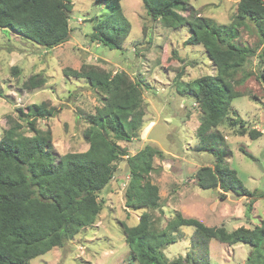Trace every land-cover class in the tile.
I'll use <instances>...</instances> for the list:
<instances>
[{"label":"trees","instance_id":"trees-1","mask_svg":"<svg viewBox=\"0 0 264 264\" xmlns=\"http://www.w3.org/2000/svg\"><path fill=\"white\" fill-rule=\"evenodd\" d=\"M102 3L108 15L97 18L89 39L110 49L121 47L130 23L123 15L120 0H94ZM151 20L163 26H185L186 44H200L215 67V73L194 79L174 77L176 91L189 94L198 104L201 115L196 128L197 150L212 154L211 165H201L193 172L198 187L219 188L224 195H252L228 163L231 150L216 129L226 117L234 98L241 96L234 84L250 73L243 65L254 50L236 43L244 20H264V0H239L229 23L220 24L209 17L195 14L189 0H141ZM71 0H0V28H8L45 48L59 45L69 38L68 13ZM188 10L185 16L180 11ZM14 72L18 69L11 67ZM65 74L85 79L101 92L102 104L85 113L87 126L82 135L88 144L84 151L58 155L53 150L51 130L37 126V118L51 117L57 111L49 101L30 103L16 108L17 118L6 115L8 127L0 137V264H28L32 258L52 247L62 246L80 229L92 225L101 210L97 193L110 181L120 156L128 154L117 141H130L142 123V87L123 71L112 73L98 65L82 64L67 69ZM258 76L264 82V65ZM238 72L245 75L236 80ZM242 79V80H241ZM44 80L37 75L23 81V87L34 89ZM25 121L32 135H18ZM242 133V132H241ZM254 139L262 135L248 129ZM162 151L146 144L127 156L128 181L124 191L125 205L143 209L133 225L121 223L125 243L138 264H209L207 243L214 239L232 245L247 243L250 250L246 264H264V225L252 228L205 225L193 217L176 212L165 225L146 209L160 206L158 186L149 179L153 157ZM252 157V155L248 154ZM250 203L246 207L249 211ZM182 226L194 228L191 249L185 255L169 259L165 246L176 241Z\"/></svg>","mask_w":264,"mask_h":264},{"label":"rangeland","instance_id":"rangeland-1","mask_svg":"<svg viewBox=\"0 0 264 264\" xmlns=\"http://www.w3.org/2000/svg\"><path fill=\"white\" fill-rule=\"evenodd\" d=\"M238 1L189 0V4L195 14L226 24L232 20ZM71 2L69 38L54 47L45 48L11 29L0 28V137L8 127L6 115L17 118V107L24 109L30 103L47 100L57 111L54 116L37 118L36 124L41 129L50 128L55 153L84 151L88 147L82 135L87 126L85 113L102 104L103 94L85 79L65 72L87 63L112 73L123 70L139 81L143 117L136 137L117 141L128 154L120 156L112 178L97 193L102 207L94 223L28 264H138L125 243L121 223L135 224L143 210L126 207L124 191L129 176L127 156L146 144L163 153L153 157L149 173L150 181L158 186L160 206L146 209L161 219L160 226L176 212L229 231L238 226L264 225V82L258 76L259 67L264 65V20L258 23L246 18L239 27L234 41L254 50L243 65V71L250 74L234 84L241 96L232 100L226 117L216 127L231 150L229 166L252 195H223L219 188L198 187L193 179V172L201 165H211L213 157L209 151L197 150L201 111L192 96L176 91L174 81L179 70L184 81L215 73L202 45L186 44L185 26L169 28L151 20L141 0H120L130 30L120 48L110 49L89 39L94 21L106 17L107 9L94 0ZM180 12L190 15L188 10ZM34 75L43 78L44 84L34 89L23 87V81ZM244 75L238 72L235 79ZM252 128L262 135L250 138L247 130ZM17 134L29 136L33 132L23 121ZM193 232L191 226L180 227L176 241L164 247L165 256L172 259L190 251ZM207 248L209 264H246L251 247L211 239Z\"/></svg>","mask_w":264,"mask_h":264}]
</instances>
